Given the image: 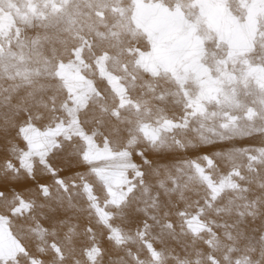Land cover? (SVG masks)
Returning a JSON list of instances; mask_svg holds the SVG:
<instances>
[{
  "label": "snow or ice",
  "instance_id": "6c2138e0",
  "mask_svg": "<svg viewBox=\"0 0 264 264\" xmlns=\"http://www.w3.org/2000/svg\"><path fill=\"white\" fill-rule=\"evenodd\" d=\"M39 2L52 12L24 22L43 33L17 29L6 52L0 32V79L14 82L0 89L13 110L0 120V264H264V0H96V36L117 49L93 59L111 108L84 75L87 38L50 71L48 58L23 66L70 0Z\"/></svg>",
  "mask_w": 264,
  "mask_h": 264
},
{
  "label": "bare ground",
  "instance_id": "6f19581e",
  "mask_svg": "<svg viewBox=\"0 0 264 264\" xmlns=\"http://www.w3.org/2000/svg\"><path fill=\"white\" fill-rule=\"evenodd\" d=\"M96 0H70V2L64 6L60 7V10L56 13L55 17L52 19L61 18L60 22L55 29H50L48 31L49 39L42 43V48L39 50L41 54L37 55H28L25 54V63L23 66L28 68H35V61L39 59L43 65L45 58H48V69L49 71L53 68L57 61L64 59L69 60L70 55L69 51L73 46H78L82 38H87L93 42L94 51L89 54L86 50L85 59L87 64L90 66L85 69L84 75L87 76L90 80L96 82V86L103 92L105 99L102 101L109 108L115 105V98L112 95V92L109 89L107 83L102 81L97 74L95 64L93 62L94 56L97 53L108 52L112 55L117 54V49H115L109 41H101L97 38V31H104L101 25L105 22L102 19H97L96 7L94 6ZM111 4V0H105L103 7H108ZM78 6V7H77ZM33 11H45L48 13L52 12V6L49 5L45 8L39 0H9V3L5 5L3 12H0V32L4 33V37L7 40L4 42V50L7 52L8 48L11 47L13 51H16V42L15 36L17 29H20L22 33L33 36L36 33H43L44 29L38 27V21L33 20V26L27 27L25 20L32 14ZM66 13L68 15H66ZM78 13V14H77ZM108 21H111V14H107ZM70 20V22H68ZM47 23V21H45ZM26 30V32H25ZM55 49V52H53ZM127 57L121 58V64L124 61H127ZM9 65V70L11 69L10 65L15 63V61H6ZM109 68H112L113 65L109 63ZM119 67V66H117ZM5 74L4 66L0 65V77ZM117 75H122L121 72L117 71ZM35 79V77H34ZM14 82L8 79H0V89L10 88ZM37 84L41 81H36ZM47 86L49 83L52 85L51 91L47 93L48 95L55 94L59 100L64 98V93L61 91V84L57 81H43ZM27 89H21L17 95L14 96L12 103L15 104L20 101L22 97L25 96ZM12 109L9 107L5 109L3 106H0V120H2L4 115L11 117ZM23 146V145H21ZM238 146H261V141L259 138L254 139H244L238 142ZM3 144L0 142V153H2ZM202 151H210V149H202ZM2 158V157H0ZM149 159L152 160H162L167 159L169 161L174 158L171 154L166 156H161L157 154H149ZM18 189H28L32 188L31 182L25 184L16 185ZM0 211H3V208H0ZM84 221H81L83 226ZM116 223H119L118 221ZM17 231V235H19ZM5 243H7V237H5ZM62 246L65 247L66 251H70L64 242L61 241ZM107 247V244H105ZM179 252V249H177ZM75 254H79V249H76ZM219 255V253H217ZM83 264V262H82ZM171 264V262H169Z\"/></svg>",
  "mask_w": 264,
  "mask_h": 264
}]
</instances>
